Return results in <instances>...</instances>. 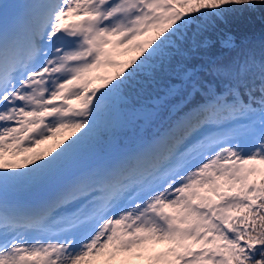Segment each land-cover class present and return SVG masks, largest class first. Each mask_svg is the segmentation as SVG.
I'll use <instances>...</instances> for the list:
<instances>
[{"label":"snow or ice","instance_id":"obj_1","mask_svg":"<svg viewBox=\"0 0 264 264\" xmlns=\"http://www.w3.org/2000/svg\"><path fill=\"white\" fill-rule=\"evenodd\" d=\"M257 13L0 0V264H264Z\"/></svg>","mask_w":264,"mask_h":264},{"label":"trees","instance_id":"obj_2","mask_svg":"<svg viewBox=\"0 0 264 264\" xmlns=\"http://www.w3.org/2000/svg\"><path fill=\"white\" fill-rule=\"evenodd\" d=\"M239 34L242 36H247L255 41H259L262 37H264V18H262L258 13L254 17H249L240 26ZM132 54L135 55V52H131V55L130 53H127V54L118 55V56L120 57L127 56L126 58H122V60H127L132 56ZM166 115L167 114L165 113V116ZM164 247H165L164 245H156L155 251H162ZM119 264H120V261H119ZM134 264H155V262L145 258L143 260L134 261Z\"/></svg>","mask_w":264,"mask_h":264},{"label":"rangeland","instance_id":"obj_3","mask_svg":"<svg viewBox=\"0 0 264 264\" xmlns=\"http://www.w3.org/2000/svg\"><path fill=\"white\" fill-rule=\"evenodd\" d=\"M54 141H49V142H47V144H51V143H53ZM47 145H42L41 147H46Z\"/></svg>","mask_w":264,"mask_h":264}]
</instances>
